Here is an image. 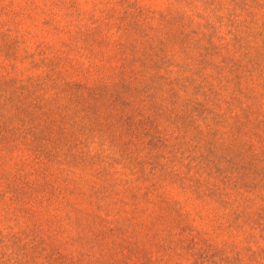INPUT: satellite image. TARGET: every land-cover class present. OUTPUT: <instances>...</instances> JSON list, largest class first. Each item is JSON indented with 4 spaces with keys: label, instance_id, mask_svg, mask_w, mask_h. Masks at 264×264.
<instances>
[{
    "label": "rangeland",
    "instance_id": "rangeland-1",
    "mask_svg": "<svg viewBox=\"0 0 264 264\" xmlns=\"http://www.w3.org/2000/svg\"><path fill=\"white\" fill-rule=\"evenodd\" d=\"M0 264H264V0H0Z\"/></svg>",
    "mask_w": 264,
    "mask_h": 264
}]
</instances>
